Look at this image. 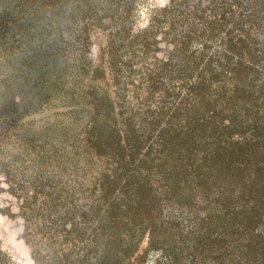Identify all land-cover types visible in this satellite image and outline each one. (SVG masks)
I'll use <instances>...</instances> for the list:
<instances>
[{"label": "trees", "instance_id": "trees-1", "mask_svg": "<svg viewBox=\"0 0 264 264\" xmlns=\"http://www.w3.org/2000/svg\"><path fill=\"white\" fill-rule=\"evenodd\" d=\"M139 1L0 0V211L33 264H264V0Z\"/></svg>", "mask_w": 264, "mask_h": 264}, {"label": "rangeland", "instance_id": "rangeland-1", "mask_svg": "<svg viewBox=\"0 0 264 264\" xmlns=\"http://www.w3.org/2000/svg\"><path fill=\"white\" fill-rule=\"evenodd\" d=\"M143 5L148 9V15L151 17L152 12L160 7L155 5L154 0H141L136 3ZM136 5V8H137ZM136 10L135 19L133 23V31L143 29L136 25ZM145 28V27H144ZM97 52V41L93 46L92 56ZM0 177V210L9 208L10 211H15L16 205L14 201L6 193L2 191L4 187ZM14 213V212H13ZM22 226L20 220L16 217H10L0 211V249L7 254V256L17 264H33L27 247L21 238Z\"/></svg>", "mask_w": 264, "mask_h": 264}, {"label": "clouds", "instance_id": "clouds-1", "mask_svg": "<svg viewBox=\"0 0 264 264\" xmlns=\"http://www.w3.org/2000/svg\"><path fill=\"white\" fill-rule=\"evenodd\" d=\"M155 5H158L160 8H163L167 5L168 0H154ZM136 25L140 28L147 27L149 23L148 9L143 5L138 4L136 8Z\"/></svg>", "mask_w": 264, "mask_h": 264}]
</instances>
